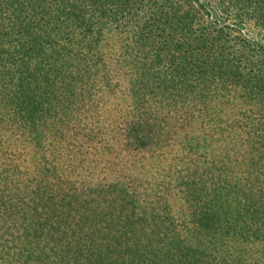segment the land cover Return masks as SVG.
<instances>
[{"label": "trees", "instance_id": "16d2710c", "mask_svg": "<svg viewBox=\"0 0 264 264\" xmlns=\"http://www.w3.org/2000/svg\"><path fill=\"white\" fill-rule=\"evenodd\" d=\"M0 264H264V0H0Z\"/></svg>", "mask_w": 264, "mask_h": 264}, {"label": "rangeland", "instance_id": "374dc122", "mask_svg": "<svg viewBox=\"0 0 264 264\" xmlns=\"http://www.w3.org/2000/svg\"><path fill=\"white\" fill-rule=\"evenodd\" d=\"M234 24L238 25L239 28H242L243 31H246V32H253L252 30V26L251 28L248 27L247 25L243 24V23H238V22H234Z\"/></svg>", "mask_w": 264, "mask_h": 264}]
</instances>
